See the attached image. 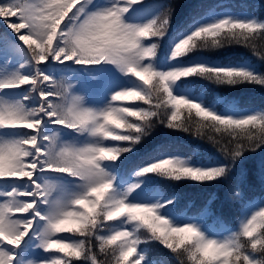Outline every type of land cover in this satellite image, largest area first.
I'll use <instances>...</instances> for the list:
<instances>
[{"label":"snow or ice","instance_id":"6c2138e0","mask_svg":"<svg viewBox=\"0 0 264 264\" xmlns=\"http://www.w3.org/2000/svg\"><path fill=\"white\" fill-rule=\"evenodd\" d=\"M176 7L0 0V264H264V106L231 95L264 90V0ZM234 174V227L178 210Z\"/></svg>","mask_w":264,"mask_h":264},{"label":"trees","instance_id":"16d2710c","mask_svg":"<svg viewBox=\"0 0 264 264\" xmlns=\"http://www.w3.org/2000/svg\"><path fill=\"white\" fill-rule=\"evenodd\" d=\"M225 1H232V3H235V4L243 3V0H225ZM196 2H198V0H173V3L177 5L176 15L178 16L181 12L185 13L189 9V7ZM207 2H210V1L207 0ZM228 54L250 55L248 50L243 49V48L232 49L230 50ZM231 95H236L241 100L242 103H264V90H261L258 87L257 88L249 87L247 89H239L231 93ZM161 130H167V129L158 127L155 130V132H158ZM169 131H174V130H169ZM174 132H177L180 139L186 142H193V141L199 140L197 137L191 136L186 133H182L178 131H174ZM201 142H204L206 145L212 147V145L208 143L207 141H201ZM248 180H249V183L252 184L256 188V190H258V177L250 173L248 176ZM226 186H227V183H222L219 187L221 190H223Z\"/></svg>","mask_w":264,"mask_h":264}]
</instances>
